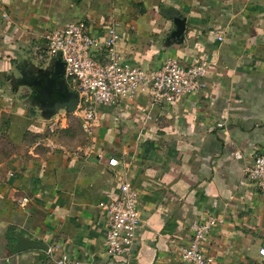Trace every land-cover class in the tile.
<instances>
[{
    "label": "crops",
    "instance_id": "crops-1",
    "mask_svg": "<svg viewBox=\"0 0 264 264\" xmlns=\"http://www.w3.org/2000/svg\"><path fill=\"white\" fill-rule=\"evenodd\" d=\"M178 17L183 42L172 38ZM78 20L92 32L116 25L130 64L208 62L206 89L174 105L139 95L100 108L94 148L44 143L52 129L19 103L25 88L15 90V79L30 58L42 61L50 30ZM37 133L42 147L29 138ZM263 149L264 0H0V264H54L61 253L82 264H187L176 249L208 215L224 217L208 253L221 264H259L264 195L241 182ZM113 157L142 204L136 242L118 259L107 253L100 209L117 194ZM25 196L32 201L22 208ZM18 236L57 247L55 257L17 251Z\"/></svg>",
    "mask_w": 264,
    "mask_h": 264
},
{
    "label": "built area",
    "instance_id": "built-area-1",
    "mask_svg": "<svg viewBox=\"0 0 264 264\" xmlns=\"http://www.w3.org/2000/svg\"><path fill=\"white\" fill-rule=\"evenodd\" d=\"M46 50L42 61L61 54L65 63V79L71 91L79 95V105L73 114L81 122L89 148L98 146L96 134L100 108L119 107L139 95H146L153 105H174L191 96H199L206 89V77L210 64L206 61L189 66L177 59L168 58L157 68H143L130 64L118 49L117 26L105 32H92L89 24L78 20L63 28H54L46 36ZM103 52L98 58L95 52ZM145 112V110H144ZM67 113L54 119V127L67 123ZM54 130V128H53ZM102 157L101 155H99ZM108 166L114 170L117 194L100 205L106 222L105 246L110 257L118 259L130 254L136 242L138 228L142 224L141 195L132 177L120 170V161L109 158ZM245 181L264 195V149L256 153L254 163L245 170ZM31 199L22 197V208ZM224 223V217L208 215L191 226L192 236L187 245L176 249L177 256L187 264H221L208 253L211 233ZM48 256L55 257L57 247L48 246ZM260 263L264 264V243L259 248ZM54 264H82L79 260L61 253Z\"/></svg>",
    "mask_w": 264,
    "mask_h": 264
},
{
    "label": "water",
    "instance_id": "water-1",
    "mask_svg": "<svg viewBox=\"0 0 264 264\" xmlns=\"http://www.w3.org/2000/svg\"><path fill=\"white\" fill-rule=\"evenodd\" d=\"M174 24L176 30L172 33V38L183 42L186 20L174 18ZM34 61L33 63L30 60V63L23 65L20 77L15 79V90L26 88L30 92L29 98L25 100V106L29 109L36 108L45 123L52 122L64 112L74 114L79 105V95L71 91L66 83L65 63L61 54L58 53L55 57L44 61L45 64H42L43 62L38 58ZM27 65H31L32 72L25 71ZM15 249L17 251L47 250L48 246L39 240L18 236Z\"/></svg>",
    "mask_w": 264,
    "mask_h": 264
},
{
    "label": "rangeland",
    "instance_id": "rangeland-1",
    "mask_svg": "<svg viewBox=\"0 0 264 264\" xmlns=\"http://www.w3.org/2000/svg\"><path fill=\"white\" fill-rule=\"evenodd\" d=\"M37 60V58H32L31 61L34 63ZM42 64H45V62H43ZM31 70V65H28L27 69L25 71H30ZM17 87V86H16ZM24 91L18 96V99L20 100V104L21 105H25V100H27L30 96V92L28 91V89H23ZM18 103V102H16ZM25 107V106H24ZM26 109H28V115H31V117L35 118L36 120H39L40 122H42L43 124H46L42 118L40 117V113L37 111L36 108L34 109H29V107H25ZM24 112V111H23ZM31 113V114H30ZM54 120L50 123H47V127H51V132L47 131L45 134L46 137L44 138V143H51V145H56V146H63L65 147L67 150L71 151V150H78L79 147L83 146L84 144H86L88 142L85 133L79 123V120L75 117V115L70 114L68 115L67 118V123H61L56 125L55 127L54 125ZM36 136V137H35ZM33 137H29L31 142H33L34 144H39L40 147L42 144V134L41 133H37V135H35ZM47 140V141H46Z\"/></svg>",
    "mask_w": 264,
    "mask_h": 264
},
{
    "label": "trees",
    "instance_id": "trees-1",
    "mask_svg": "<svg viewBox=\"0 0 264 264\" xmlns=\"http://www.w3.org/2000/svg\"><path fill=\"white\" fill-rule=\"evenodd\" d=\"M170 11H171V9H170ZM171 12H173V11H171ZM165 14V13H164ZM79 123H80V125H81V122L79 121ZM82 127V126H81ZM86 136V135H85ZM87 138V137H86Z\"/></svg>",
    "mask_w": 264,
    "mask_h": 264
},
{
    "label": "flooded vegetation",
    "instance_id": "flooded-vegetation-1",
    "mask_svg": "<svg viewBox=\"0 0 264 264\" xmlns=\"http://www.w3.org/2000/svg\"><path fill=\"white\" fill-rule=\"evenodd\" d=\"M25 72V71H24ZM31 72H32V70H31ZM27 73V72H26Z\"/></svg>",
    "mask_w": 264,
    "mask_h": 264
}]
</instances>
